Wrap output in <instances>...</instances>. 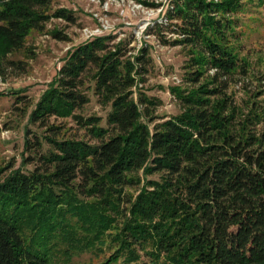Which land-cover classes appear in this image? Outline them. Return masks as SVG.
I'll list each match as a JSON object with an SVG mask.
<instances>
[{
  "label": "trees",
  "instance_id": "trees-1",
  "mask_svg": "<svg viewBox=\"0 0 264 264\" xmlns=\"http://www.w3.org/2000/svg\"><path fill=\"white\" fill-rule=\"evenodd\" d=\"M54 3L0 0V73L5 64L26 70L8 56L53 17L76 22ZM242 3L173 0L167 18L177 20L174 43L190 46L194 85L173 87L181 112L161 121L157 100L141 88L134 96L152 63L147 46L134 56L128 41L102 35L67 53L30 117L47 126L51 148L35 135L25 143L39 161L32 170L0 162V264H53L41 239L68 220L89 236L80 250L107 246L110 258L98 264H140L143 252L154 264H264V108L249 102L245 111L229 93L248 73L233 14ZM85 89L109 108L106 125L76 112L91 100ZM52 116L73 117L95 142L47 125Z\"/></svg>",
  "mask_w": 264,
  "mask_h": 264
},
{
  "label": "rangeland",
  "instance_id": "rangeland-1",
  "mask_svg": "<svg viewBox=\"0 0 264 264\" xmlns=\"http://www.w3.org/2000/svg\"><path fill=\"white\" fill-rule=\"evenodd\" d=\"M146 1L158 6H146L137 0H55V8L72 11L77 18L76 22L53 17L44 31H33L30 34L22 51L8 56V60L24 62L26 70L5 64L4 72L0 73V162L3 166L9 164L13 169L21 168L25 172L32 170L39 161L30 159L32 154L26 149L25 143L26 139L33 143L35 135L43 141V151L51 148L44 138L49 135V129L39 122L32 123L31 113L49 84L57 77L67 53L94 36L114 35L116 38L113 42L126 40L132 48L129 53L134 56L140 48L147 46L152 63L144 75L145 81L134 88V96L137 97L141 88L149 97L157 100L154 109L157 117L154 122L181 112V103L172 89H187L194 85L189 81L187 73L192 67L189 66L192 56L190 46L174 43L178 35L169 23H176L177 20L167 18L173 0ZM233 14L239 24L240 58L247 60L249 66L247 75L238 77L240 80L231 85L229 93L245 111L249 102H258L257 106L263 109L264 0H243L242 6ZM155 23H162V26L158 29ZM53 30L61 31L68 40L54 38ZM212 72L213 70L209 71L207 75ZM85 91L91 100L76 112L84 116H100L101 124L106 125L109 108L98 102L93 90ZM48 124L62 126L64 131L67 130V135L76 134L78 138L95 142L88 129L73 117L52 116ZM258 127L264 128V122ZM78 226L79 224L68 220L58 226L56 235L42 237L43 252L51 263L57 264L58 260H62L63 264H98L110 258L107 246L102 250L99 242L87 243L80 250V243L86 242L89 236L81 228L78 229ZM91 250H99L104 254L98 257ZM81 251L84 253L81 254ZM151 260L143 252L138 263L154 264ZM111 264L131 263L125 262L122 257L113 259Z\"/></svg>",
  "mask_w": 264,
  "mask_h": 264
},
{
  "label": "built area",
  "instance_id": "built-area-1",
  "mask_svg": "<svg viewBox=\"0 0 264 264\" xmlns=\"http://www.w3.org/2000/svg\"><path fill=\"white\" fill-rule=\"evenodd\" d=\"M0 81H1V77H0Z\"/></svg>",
  "mask_w": 264,
  "mask_h": 264
}]
</instances>
